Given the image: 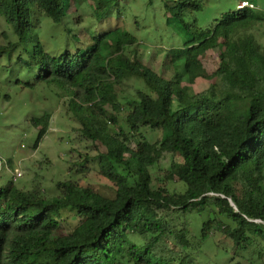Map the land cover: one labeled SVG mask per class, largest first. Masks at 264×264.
Returning a JSON list of instances; mask_svg holds the SVG:
<instances>
[{"label": "trees", "instance_id": "16d2710c", "mask_svg": "<svg viewBox=\"0 0 264 264\" xmlns=\"http://www.w3.org/2000/svg\"><path fill=\"white\" fill-rule=\"evenodd\" d=\"M67 2L0 0V13L19 38L1 52L34 44L39 73L20 83H56L70 91L67 114L80 125L77 140L106 147L84 153L75 166L83 171L97 160L112 195L72 177L56 182L52 198L38 184L2 186L0 264H172L176 255L188 264L187 248L200 252L210 236L229 252L230 264H264V11L229 10L203 28L185 20L187 11L202 8L200 0H164L191 35L165 55L163 68L173 66L166 78L143 63L136 38L122 25L94 36L86 49L59 56L45 51L38 14L61 23ZM213 44L220 60L213 81L190 94L183 82L201 53L195 51ZM127 75L147 89L136 85L119 98L115 85ZM51 115L33 118L39 127L34 148ZM166 157V174L155 176ZM176 178L181 189L170 186ZM69 218L75 227L58 233Z\"/></svg>", "mask_w": 264, "mask_h": 264}, {"label": "rangeland", "instance_id": "374dc122", "mask_svg": "<svg viewBox=\"0 0 264 264\" xmlns=\"http://www.w3.org/2000/svg\"><path fill=\"white\" fill-rule=\"evenodd\" d=\"M100 1L102 0H68L65 6L66 16L61 23H55L49 15L39 13L37 39L44 50L59 56L67 50L86 49L92 45L94 36L113 26L122 25L136 38L143 63L158 74L170 78L173 66L163 68L168 62L165 55L173 48L182 47L191 35L166 10L164 0H103L106 4L98 8ZM200 1L202 8L187 11L185 20L206 28L227 11L237 9L241 0ZM253 1L259 10L264 11V0ZM259 26V32H263L264 24ZM18 40L12 24L0 13V188L11 182L25 190L38 184L52 198L58 195L56 182L72 177L112 195L110 182L99 174L97 160H92L83 171L77 170L75 166L82 160L84 153L95 155L98 151H106V147L100 141L77 140L75 128L80 125L67 114L70 96L66 93L70 91L56 83H38L34 87H24L20 83L34 82L39 73L34 57V44H17L13 50L1 52V47ZM195 52L201 53L192 64L190 78L183 82L190 94L209 87L213 81L209 76L215 72L220 62L217 44L205 49L198 47ZM136 85L147 89L143 81L127 75L124 82L115 85L119 98L120 94L131 93ZM47 112L52 114L50 128L39 146L34 148L39 127L32 120ZM109 130L113 131L112 127ZM168 164L169 157H166L160 164L162 170L158 168L154 175L160 177L166 174ZM16 170H20L23 175L15 180ZM177 180L176 178L170 186L181 189L182 185ZM199 221H194V229L198 231L201 225ZM75 223L76 220L67 219L58 233L70 232ZM217 238L224 240L220 235ZM196 240L197 236L194 238ZM220 245L210 236L204 241L200 252L187 248L191 252L188 264H230L229 252H225ZM176 256V262L172 264H179L181 261V257Z\"/></svg>", "mask_w": 264, "mask_h": 264}, {"label": "built area", "instance_id": "2783aa9c", "mask_svg": "<svg viewBox=\"0 0 264 264\" xmlns=\"http://www.w3.org/2000/svg\"><path fill=\"white\" fill-rule=\"evenodd\" d=\"M238 7L241 8H245V7H250V8H254L255 5L248 0H243L239 3ZM22 172L20 170H16L15 175H14V179L16 180L18 177L22 176Z\"/></svg>", "mask_w": 264, "mask_h": 264}, {"label": "clouds", "instance_id": "9594fccd", "mask_svg": "<svg viewBox=\"0 0 264 264\" xmlns=\"http://www.w3.org/2000/svg\"><path fill=\"white\" fill-rule=\"evenodd\" d=\"M241 1H243V0H241ZM241 1H240V2H241ZM248 1H251V2L255 5L254 8H258L257 5L255 4V2H254L253 0H248ZM240 2H239V3H240ZM239 3H238V5H239ZM238 5H237V9H240V8L238 7ZM245 8H250V7H245ZM241 9H244V8H241Z\"/></svg>", "mask_w": 264, "mask_h": 264}]
</instances>
